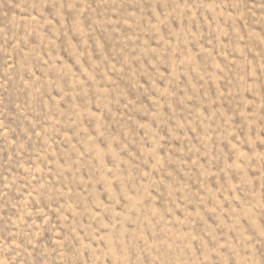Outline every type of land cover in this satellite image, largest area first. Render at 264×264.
<instances>
[{
    "label": "rangeland",
    "instance_id": "obj_1",
    "mask_svg": "<svg viewBox=\"0 0 264 264\" xmlns=\"http://www.w3.org/2000/svg\"><path fill=\"white\" fill-rule=\"evenodd\" d=\"M0 264H264V0H0Z\"/></svg>",
    "mask_w": 264,
    "mask_h": 264
}]
</instances>
